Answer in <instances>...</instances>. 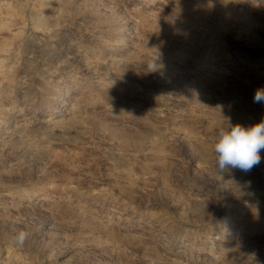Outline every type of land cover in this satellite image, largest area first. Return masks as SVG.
I'll use <instances>...</instances> for the list:
<instances>
[{"label": "rangeland", "instance_id": "rangeland-1", "mask_svg": "<svg viewBox=\"0 0 264 264\" xmlns=\"http://www.w3.org/2000/svg\"><path fill=\"white\" fill-rule=\"evenodd\" d=\"M262 87L264 0H0V264H264Z\"/></svg>", "mask_w": 264, "mask_h": 264}, {"label": "clouds", "instance_id": "clouds-1", "mask_svg": "<svg viewBox=\"0 0 264 264\" xmlns=\"http://www.w3.org/2000/svg\"><path fill=\"white\" fill-rule=\"evenodd\" d=\"M253 100L254 103H264V87L256 89ZM261 149H264V120L249 127L228 123L227 128L219 130L214 144L219 172L227 168L251 171L260 163ZM28 236L26 231H19L12 242L15 246L22 247Z\"/></svg>", "mask_w": 264, "mask_h": 264}]
</instances>
